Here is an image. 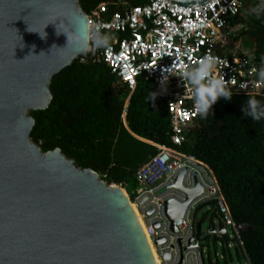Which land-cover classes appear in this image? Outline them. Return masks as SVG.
Wrapping results in <instances>:
<instances>
[{
  "label": "water",
  "instance_id": "water-1",
  "mask_svg": "<svg viewBox=\"0 0 264 264\" xmlns=\"http://www.w3.org/2000/svg\"><path fill=\"white\" fill-rule=\"evenodd\" d=\"M169 1L194 8L213 0ZM77 16L88 22L78 0H0V264H158L122 187L31 138L30 112L49 107L52 78L80 56L62 48L66 33L57 34ZM183 175L175 186L187 201L165 202L174 231L203 191L185 189Z\"/></svg>",
  "mask_w": 264,
  "mask_h": 264
},
{
  "label": "trees",
  "instance_id": "trees-1",
  "mask_svg": "<svg viewBox=\"0 0 264 264\" xmlns=\"http://www.w3.org/2000/svg\"><path fill=\"white\" fill-rule=\"evenodd\" d=\"M78 1L86 13L105 3L110 12L119 8V0ZM127 1L137 5L147 0ZM253 3L229 19V28L240 27L231 35L233 41L242 38L246 50L264 63V20L243 16ZM87 55L52 78L49 107L30 112L36 119L31 138L43 152L61 148L78 166L97 171L109 185L122 184L129 192L130 185H137L138 169L158 151L153 143L176 148L169 102L158 95L148 103L151 91L157 92L152 80L142 76L131 92L104 61H82ZM233 93L231 100L219 99L207 118L196 120L178 149L212 169L235 221L247 227L241 238L252 264H264V120L255 122L243 113L248 96L264 103V95ZM199 214L203 223L210 219V230L217 228L216 221L226 227L216 201L200 205L196 219ZM201 239H213L216 247L230 241L228 233L217 232L204 233ZM222 254L210 256V264L245 259L243 247H222Z\"/></svg>",
  "mask_w": 264,
  "mask_h": 264
},
{
  "label": "built area",
  "instance_id": "built-area-1",
  "mask_svg": "<svg viewBox=\"0 0 264 264\" xmlns=\"http://www.w3.org/2000/svg\"><path fill=\"white\" fill-rule=\"evenodd\" d=\"M248 2L254 0H213L189 8L169 0H147L137 5L119 0V8L113 12L105 3L87 13L89 24L102 25L114 39L110 48L91 51L82 61H104L112 73L128 84L131 92L139 78L145 76L155 83L159 96L169 102L171 140L176 148L153 143L158 151L136 172L135 189L128 192L119 184L127 190L137 208L158 264H207V260L210 264L202 236L197 234L195 213L200 205L211 201H216L226 224L223 227L230 238L227 244L220 241V246L243 247L246 263L252 264L244 248L240 226L212 169L178 149L200 118L194 109L191 83L185 84L178 75L195 67L205 57L219 60L213 74L224 79L233 91L264 95V81L256 77L264 63L258 62L251 50H238L233 46L231 35L240 27L229 28V19L237 16ZM171 66L176 75L170 76L166 87L162 86V73ZM182 173L185 189L192 190L200 185L203 191L189 202L184 215L176 221L177 230L174 231L165 202L172 199L179 203L187 201L186 192L175 186ZM219 228H216L217 233Z\"/></svg>",
  "mask_w": 264,
  "mask_h": 264
},
{
  "label": "clouds",
  "instance_id": "clouds-1",
  "mask_svg": "<svg viewBox=\"0 0 264 264\" xmlns=\"http://www.w3.org/2000/svg\"><path fill=\"white\" fill-rule=\"evenodd\" d=\"M245 19L264 20V0H254V3L243 13ZM68 26L58 27L60 33L67 34V46L64 49H70L78 55H84L91 51H102L111 47L113 35L103 30L100 24H89L82 17H74L67 22ZM47 26V25H46ZM30 31H33L29 28ZM41 34L46 37L47 33ZM54 47V46H53ZM264 62V58H262ZM219 60L213 57H205L201 62L190 70L182 72L183 81L190 82L194 89V109L201 118H207L213 113V105L221 98L228 101L233 95L232 89L228 87L225 80L216 77L213 73ZM176 75L172 66L166 68L162 73L161 84L167 85L170 76ZM260 81H264V66L260 67L256 73ZM244 87V86H242ZM160 92L151 91L147 102H155ZM243 113L245 117L252 118L255 122L264 120V103L258 102L255 97L248 96L244 106Z\"/></svg>",
  "mask_w": 264,
  "mask_h": 264
},
{
  "label": "rangeland",
  "instance_id": "rangeland-1",
  "mask_svg": "<svg viewBox=\"0 0 264 264\" xmlns=\"http://www.w3.org/2000/svg\"><path fill=\"white\" fill-rule=\"evenodd\" d=\"M234 43L236 44L235 47H237L238 50L240 49H247L244 44H243V40L242 38H240L239 40H236V41H233V45ZM117 185V184H116ZM120 186V185H118ZM129 192H132L135 187L130 185L129 186ZM127 190L125 189V192ZM201 215L202 214H199L196 221L199 222L200 221V218H201ZM209 223H210V219H207V221L204 223L203 225V233H206L207 229L209 228ZM216 224H217V228H219V224H218V221H216ZM213 229V228H212ZM202 243L204 244V248H205V256H211L212 259H215L216 258V252H217V256L222 258V247L220 246V244H218V247H216V244L214 242L213 239L210 240L209 243H206V241H202ZM207 264H209V261L207 260ZM231 264H247L246 263V260H242L241 262L235 258L234 261L231 262Z\"/></svg>",
  "mask_w": 264,
  "mask_h": 264
},
{
  "label": "bare ground",
  "instance_id": "bare-ground-1",
  "mask_svg": "<svg viewBox=\"0 0 264 264\" xmlns=\"http://www.w3.org/2000/svg\"><path fill=\"white\" fill-rule=\"evenodd\" d=\"M124 191H125V189H123ZM126 193V192H125ZM131 204H132V208L134 209V211L136 212V214L138 215V211H137V208H136V206H135V204L133 203V202H131ZM139 216V215H138ZM146 236H147V238H148V240H149V237H148V235H147V233H146ZM150 242V241H149Z\"/></svg>",
  "mask_w": 264,
  "mask_h": 264
}]
</instances>
